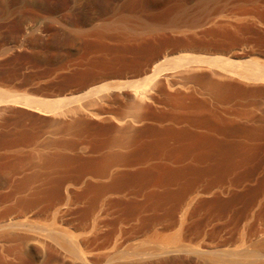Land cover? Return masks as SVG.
Segmentation results:
<instances>
[{"label":"bare ground","instance_id":"1","mask_svg":"<svg viewBox=\"0 0 264 264\" xmlns=\"http://www.w3.org/2000/svg\"><path fill=\"white\" fill-rule=\"evenodd\" d=\"M118 1L119 0H89L88 2L91 4L90 8L93 9V13H97L96 18H99V20L97 19V21L92 23L87 29H85L86 26L84 29L80 27L82 30L75 29L74 32L71 33L72 35L70 34L72 36L70 40H67L70 35H68L67 38L64 37L66 40L62 38L63 36L61 37L57 31L58 28L57 30L51 28L48 33L45 32L47 33V37L51 39V43L49 42V44L54 54L70 52L71 55V52L79 50L87 55L86 61L77 66L69 76L63 74L70 71L63 73L57 71L58 68H55V70L50 69L51 73L47 74V78L51 77L48 79L52 81L64 77L65 79L76 81L77 83L74 84V82L73 84L78 89H88L87 91L85 89L86 92H84L87 96H90L89 98L85 96L90 100L92 96L98 98L96 95L100 97V93L103 92L105 95V92L109 90L111 84L107 87L105 81L106 86L103 85L104 83H102V86L100 84V88L98 85V88L94 85L98 81L101 82L100 80L103 81L104 78L112 76L116 78L121 77V75L128 76V74L144 75L145 78H141L142 76L140 78L144 79L147 85L153 86L152 90L157 88L162 90L161 92L165 91L169 94L167 98L170 103L165 100L166 98H163L165 101L162 102H168L171 109L169 108V110L159 112L158 110H160V107L158 110L156 108L158 104L154 105L152 102V99H154V93L152 94L151 90L152 87H145L141 83L140 86H143V88L141 89L136 85V87L140 89L135 88L132 100L129 101L131 103L127 104L126 102V104H124L123 102L124 105H130L129 108L132 109L131 111L129 109L126 114L128 115L129 112L131 113L133 111L134 113L132 112V114L137 116L134 120L126 119L128 118L126 116H124L126 117L125 119L123 117L119 118L120 114L117 117L113 114H105V112L108 113V111H104V113L101 112L103 111L101 109L107 104L104 103L105 101L103 104L100 102L103 100L99 101V99L95 100L99 101L96 102V104L98 103L99 105V103H101L103 105L102 108H98L100 111L91 109L94 107L95 103L92 104V107L89 103V109L91 110L87 109V107L85 109L84 106L83 108L82 105H86L84 101H88L86 98H84L85 100L83 99L82 105H80L79 102L77 103L79 105L76 107L73 106L74 109H70L71 106L68 109V105L72 104L68 102L69 104L67 107L63 106V111L62 104L66 100V97L63 98L65 100L61 99L63 100L62 102H60L59 98L56 101L54 99L49 100V98H47L48 100H40L41 97H37L39 99L37 100L29 96L32 95L31 93L28 95L25 94L28 90H24L26 92L22 93V91L16 92L13 90L14 87L12 86V90L11 88L8 89L7 87L9 84L7 87L3 86L6 83L13 85V82H15L18 77L20 81V77H24L25 75L26 78L28 77V81L24 78L27 84H32L33 82L41 80V75H37L39 70L34 72L30 69L31 66L27 67L25 66L26 64H23V68L20 66L22 69L21 71L18 69V71L12 70L13 68L11 70H8L9 68L6 69L12 62V57H14L12 55L17 53L18 50L21 51L17 46L14 47L13 51H11L13 53L8 56L4 55L5 57L2 56V59H0V154L5 150L7 157L11 156L12 158L13 156L18 159H15L17 162L20 160L25 163L26 166H22L23 163L21 164V162H19L21 168L17 170L16 165L19 167V163L15 162V165L13 162L15 160L12 159V164H14L12 167L15 168L17 172L19 171L15 173L19 174V179L16 180V177H7L8 179L5 181V176L0 178H3L5 181L3 184L13 192V196L10 197L12 199L8 198L10 201L12 200L10 203L11 208L9 207L11 210L7 211L11 212L12 210H17L20 214L21 212L25 213V211L28 212L35 208L42 207L44 211L49 214L44 217L50 216L49 219H55L56 221L58 219L63 220L66 219V216L64 212L58 213V208L62 203L64 204L70 201L73 197L76 198L75 203L79 202L76 201L77 199L83 200V205L80 208V205H78V208L76 207L77 212L75 211V213H78L77 217L79 224L81 223L80 225H83L84 228L98 218L99 212L105 213L103 211H108V209L110 211L113 210L117 214L118 220L124 219L125 217L133 219V221L137 220L140 230L142 229L149 232L151 235L149 237L155 239L153 242H158L155 244V247H153L156 252L153 250L155 253L154 255L151 253L150 256L153 258L160 257L161 260L160 258L158 259L160 262H163L162 264H264V229L262 228L263 232L260 229L258 232L256 226V220L264 217V185L253 188V184L258 180L260 173L252 169L250 160V156L252 155H250L251 152H249L251 148H246L251 138L255 140V133H250L248 131L250 130L249 128L253 127L249 123L232 122L227 118L225 114L229 113L231 110L226 111L227 113L225 114L222 112V108L229 103H235L240 106L248 104L252 107L258 106L257 104H259L261 100H264V59H260V57L257 58L260 52L256 54V57H254V55L253 58L247 59L249 57L248 55L247 58L245 57L246 54H244L245 52L243 50V52L234 51L235 48H240L241 50L242 46L248 43L247 41H250L251 38L257 37L256 40L259 38L263 41L264 0H201L197 8L194 9L195 6H191L193 10H190V8L189 11L185 10L184 12L182 8L183 10L181 15L179 14L180 16L177 14L178 17L176 16V18L171 20L167 19L169 21L166 23L163 21L164 25H162V22L161 24L160 22L159 24H152L150 18L149 20L147 18L150 24L149 22L145 23L146 21L144 22V20H141L144 17L141 15V19L136 16V18L131 17L132 14L130 16L123 15L112 18L110 13L113 11L112 9ZM11 6L8 7L7 5V10L5 12L7 15L13 12ZM14 10H16V8ZM231 12L234 15L227 14ZM235 14L242 15L243 17H237ZM112 15L115 14L112 12ZM90 16H92V14ZM47 24L48 23H46V25ZM46 27L49 28L48 25ZM51 27H53V25H51ZM29 30L33 29L29 28ZM28 31L27 33H29ZM27 33L24 31L21 36ZM41 37H38V39ZM36 38L35 36V39ZM43 39L45 40V38ZM26 48L29 49V47ZM179 48H185L183 51H185L186 48H202V50L207 49L211 52L213 51L214 55L215 52L218 54L216 56H211L210 53L207 54V56L209 55L208 57H200L203 53L199 51V56L194 55L195 52L197 53L198 51L196 49L192 57H189L190 53L189 56H183V51L179 53L180 55L175 52V56H172L171 53ZM188 49L187 52H190ZM232 49L234 52L231 51ZM193 50L191 49V51ZM251 50L254 51L253 49ZM24 51L22 52L24 53ZM187 52L185 51L184 55L188 54ZM206 53L207 52L204 54ZM253 53L255 54V52ZM176 54L178 56H176ZM19 56H21V54H18V57ZM64 56L66 57L68 55ZM81 56L82 54L80 57ZM52 57L54 58V56ZM231 57H234V59ZM21 62L22 60H20V63ZM34 62L38 63L36 60L30 63ZM49 65L51 66V64ZM37 66L41 65L39 64ZM34 67L36 68L35 64ZM170 69L173 70L170 71ZM169 71L172 73L174 71L175 73L172 74ZM47 72L49 73V71ZM43 76H45V74ZM136 77L134 75L133 78ZM172 77H178L180 80L184 79L185 83L190 82L191 84L195 83L199 85V89L201 90H199L198 87V90H196L200 93L189 91L186 87L184 88L181 85L176 86L175 84L179 83L178 81L173 85L171 83ZM137 78H139V76ZM137 80L136 82L138 84L139 80ZM122 81H120L121 83L119 85L124 84ZM126 81L127 79H125V83ZM174 81L175 79L173 82ZM110 82L112 81L108 83ZM136 82L133 83L136 84ZM113 83L114 81L112 85ZM133 83L131 82V84ZM188 83L186 84L188 85ZM115 84L113 87L116 86ZM128 84L129 83L123 85L124 89H126L125 85L127 87ZM135 84L133 85L135 86ZM22 85L23 83L21 82V86ZM72 85L68 87L71 86L72 88ZM92 85L96 88H94V86L90 88ZM188 87L191 88V86ZM16 88L17 87L14 89ZM33 88L31 87V89ZM117 88L122 89L123 87L120 88V86L117 85V87L113 89L117 90ZM19 89L21 90V88ZM23 89L24 88H22V90ZM72 92H74V89ZM79 92H81V94L78 93L77 96L84 95L83 91ZM119 93H121V91H119L118 94ZM167 93H165V95ZM110 94H106V96L108 97ZM118 94L115 95V98L121 100L122 96L120 97ZM104 95L100 99L105 98L106 96ZM125 96L126 95H124V97ZM158 97L156 99H158ZM75 98H73V100H76ZM108 98L111 99V96ZM70 99L71 98L68 97L67 101H70ZM79 99L74 102H77ZM160 99L163 100L162 98ZM81 100L82 99H80V101ZM90 102L92 101L90 100ZM117 104H120V102ZM112 106L114 107V104H112ZM65 108H67L68 111H66L67 109ZM126 109H128V106ZM179 109L180 111L186 110L185 113H192L194 116L196 115V117L192 119V121L181 118ZM104 110L108 109L106 108ZM114 110L112 112L109 111V113H115ZM251 110L254 111L252 108ZM160 111H163V109ZM33 112H37L38 114H33ZM245 112L247 114V111ZM123 114L125 115V113ZM27 115L30 116V119L32 117V120L24 119ZM129 117H131V115ZM205 126L210 128V133L205 132L206 134H204L200 132L201 135L195 134L197 128H204ZM190 130L192 132H190ZM49 132L51 133L50 136H48ZM193 132L195 133L193 134ZM46 134L48 137H46ZM258 138L260 137L258 136ZM85 144L87 146L83 147H88V144H93L92 146L95 150L91 149L88 152L87 150L86 152L83 150V152L80 151L82 145ZM25 148L27 150H24ZM3 155L5 156L4 153ZM4 156L2 159H5ZM6 163L10 164L9 161H6ZM2 164H4V162H2ZM4 188L2 186V189ZM143 190L148 192V195L142 202H137L139 201L136 200L137 198H132L131 200L125 198L124 201L122 199L124 198L122 196H127L132 193V195H135L134 192L137 194L138 191L142 192ZM248 190H250V192H248ZM240 191H244L243 193L246 192V194L240 196ZM142 194H138V196L141 198ZM7 197H9V195ZM119 197H122V201L118 200L120 199ZM1 198H3V196ZM3 202L5 203V201ZM70 203L72 202L70 201ZM63 207L64 206L61 208ZM69 207L71 208V206ZM13 212L14 211H12L11 214H13ZM72 212L74 213L73 210ZM15 213L17 212L15 211ZM34 213L41 214V212ZM102 213H100V215ZM19 214L18 216H22V214ZM44 214L45 213H43V215ZM8 216H10V214ZM225 216L233 219L235 223L234 227L236 228L235 231L238 234L239 240L242 242L248 241V244L246 243L247 246L244 244L242 246L243 249H234L229 252H226L225 247V249H223L225 252L220 253L219 251H222L220 248L216 250L218 248H216V246H218L216 244L219 242L214 245L211 243L213 241L207 242L208 240L204 239L205 242L200 243L201 240L199 239V241L193 242L195 243L194 247L188 248L186 241H188L190 237H193L192 235H194V237L199 235L214 238L218 237L219 234L217 235V233L220 232L221 234V230H224L223 225H225L224 223H222L223 225L219 224V221L223 220ZM31 217L33 218V215H31ZM29 219L30 218L27 216V220ZM34 219L35 218H33V220ZM45 219H43L42 216V221H37L45 222L43 221ZM20 220L21 219L17 221L19 222ZM6 221L0 223V264H12V262L14 264V261L10 262V260H12V258L10 259L11 256L7 257L9 255L6 256V253L4 254V247L7 245V242L14 241L17 244L19 243V246L24 245L26 248L34 249V251L37 250L40 254L42 253V255H44L47 253L46 249L48 247L46 246V248L43 243L47 239L54 237L55 240L60 243L59 245L65 248V250L63 249L61 251L67 250V253H69V255L72 254L74 259L76 257V260L73 261H77V264H143V262L141 263V259L144 260V257L141 258L142 253L139 254L140 256L138 255L141 259L132 256L139 252L138 250L139 246L141 248V243L143 242L144 244V241L141 242V240L140 244H136L137 246L139 245L137 247L138 250H136V245L131 247L135 251V253L131 252L132 255L126 254L127 252H125L122 247L120 249L125 253L122 251L120 253V249H118L116 253L113 251V248H111L112 252L110 253L106 251V253L104 252L105 254L99 256L97 253H94L97 255L93 256L92 250L91 254L89 250L90 255L84 250L83 245L85 246L89 239L88 235L84 237V233H80L83 236L81 237L79 233L75 235L76 233H73L72 230L69 232L70 230L66 231L68 230L66 229L63 230L65 231L63 232L61 229V233V231L56 229L60 232L62 237L55 235L54 237L51 236L47 238L46 236L52 233V231L55 232V229L53 228L52 230L51 226L56 222L53 223L49 220L48 222L50 224H48L51 226H47L48 224L45 225L43 223L42 226L39 222L37 226L35 221L34 223L33 221L32 223L28 222L30 226L32 224V226H34L35 224L37 228H44L47 226L48 230L45 227V232L51 231L47 233L46 236L44 235L47 239L43 242V234L41 233L40 236V233H38L40 230L35 232L37 229H32V227H30L32 230H28L30 228L27 227H25L27 228L26 230H21V228H24L23 226L26 224V221L24 225L22 222H19L20 225L17 226L21 227V223L23 225L21 228L17 227L20 230H12L13 224L17 221L10 223V218ZM18 222L17 224H19ZM77 224L76 226H78ZM257 225L260 224L257 222ZM14 226L16 225L14 224ZM82 227L80 228L79 226L78 231L81 230ZM89 227L90 226L86 227V229ZM90 228L89 231H92ZM86 229L83 230L86 231ZM111 236L112 234L109 237ZM95 237L98 236L95 235ZM234 237H236V235ZM146 238L151 241V238L147 236ZM146 238L145 240H147ZM197 238L198 237H196V239ZM105 239L107 240L108 238H104V240ZM142 239H144L143 236ZM210 240H212V238ZM213 240L215 241V239ZM125 242L127 243V241ZM153 242H151L152 246ZM150 244L147 243L144 245L145 247H150ZM10 246L11 245H9V247ZM13 246L16 245L14 244L12 247ZM22 246L20 247L25 248ZM88 247L87 245L86 248L88 249ZM126 247L127 246H125L124 249H126ZM145 247L143 248L147 249ZM143 248L140 250L144 253L145 250ZM130 249L129 251H131ZM10 250L12 251L13 249ZM15 250L14 252H17ZM23 250L24 249H22V251ZM114 250H117V248ZM147 250H151L152 252V247ZM22 251L19 250V252L25 253V251ZM100 251L103 253L102 250ZM5 252H7V249ZM14 252L13 254H15ZM147 252L145 253L146 255ZM50 253H52V251ZM149 253L150 252H148L147 257ZM16 254L22 256H17L18 258H23L24 256L19 253ZM63 255L64 254H62V256ZM146 255H144L145 259ZM35 258L37 257H34V260ZM26 259H28L27 255ZM30 259L33 258L31 257ZM17 260L19 261V259ZM68 261H70V259ZM15 262L17 263V261ZM26 262L25 264H27ZM157 262H154V264H158ZM23 263L21 262V264ZM148 264H153V259Z\"/></svg>","mask_w":264,"mask_h":264},{"label":"rangeland","instance_id":"2","mask_svg":"<svg viewBox=\"0 0 264 264\" xmlns=\"http://www.w3.org/2000/svg\"><path fill=\"white\" fill-rule=\"evenodd\" d=\"M89 0H0V59H2V56H8V55H10L11 53H13V52H11V51H13V49H14V47H18L19 49H21V51L20 50H18V48H17V53H15V54H13L12 56H14V57H12V62H11V64L9 65V66H7L6 67V69H8V70H11L12 68V70H19V71H21L22 69H21V67L23 68V64L25 65V66H27V67H29V66H31L30 67V69L31 70H33L34 72H37V70H39L36 74L37 75H41V80L40 81H38V82H33L32 84L31 83H28L27 84V82L26 81H28V77L26 78V75L24 76V77H20V81H19V77L17 78V80L15 81V82H13V85L12 84H10V83H6V84H4L3 86L4 87H7L8 86V84H9V86L7 87L8 89L9 88H11V90H12V87H17L16 89L18 90H16V89H14L13 88V90H15L16 92H21L22 91V93H25L27 90V92L25 93V94H32V95H29V96H31V97H33V98H35V99H37V100H39L38 98H40L41 97V99L40 100H48L47 98H49V100H52V99H54V100H56L57 101V99L59 98L60 99V102H62L63 100H65L64 102H63V104H62V110L64 111V107H67V105L69 104V103H72V104H69L68 105V109L70 108V106H71V108L70 109H74V107L73 106H77V105H79V104H77V103H79L80 102V105H82L83 104V99L84 98H86V99H88L90 96H87L86 95V91L88 90V89H86V88H77L76 86H74V84H76L77 82L76 81H72V80H70V79H65L64 77L63 78H59V79H56V80H52V81H50L51 79H48V78H51V77H48L47 78V74H50L51 73V71H50V69L51 70H55V68H58L57 69V71H59V72H63V73H65V72H67V71H70V72H67V73H65V74H63V75H67V76H69L70 74H72L73 73V70L77 67V66H79V65H81V64H83L85 61H86V57H87V55L86 54H84L83 52H80L79 50V52L76 50V51H74V52H71L72 54L70 55V52H60V53H58V54H54L52 51H51V46H50V44H49V42L51 43V39L49 38V37H47V33H48V31L52 28L53 30H57V28H58V32H59V34H60V36L62 37V38H67V36L68 35H70L72 32H74V30L76 29H84V27L86 26V28L85 29H87L88 27H90L91 25H92V23H95L96 21H97V19L99 20V18H96L97 16H96V14L97 13H93V9L92 8H90V5L91 4H89V2H88ZM198 1V2H197ZM201 0H119L116 4H115V6H114V8L112 9L113 11V14H115V15H112V12L110 13L111 15V17L112 18H115V17H118V16H130L131 14L132 15H134V16H132L131 15V17H140V15L143 17H140L139 19H141V20H144V22L145 23H148L149 21H147V18H148V20H149V18L151 19L150 20V22H152V24L154 23H158L159 24V22H160V24H161V22H162V25H164V23H166V22H168L169 20H171V19H174V18H176V16H177V14H178V16H180L181 15V13H182V10H183V12L186 10V11H189V9L190 10H193V8L192 7H194V9L195 8H197V6H198V4H199V2H200ZM87 6H86V5ZM7 5H8V7L9 6H11L12 7V9H13V12H12V14H10V15H7L5 12H6V10H7ZM89 5V6H88ZM192 6V7H191ZM85 7V8H84ZM87 7V8H86ZM90 8V10H89V8ZM16 8V10H14ZM183 8V9H182ZM185 8H188V9H185ZM86 10V11H85ZM88 11V12H87ZM120 11V12H119ZM123 11V12H122ZM92 14V16H90L91 14ZM116 12V13H115ZM122 12V13H121ZM177 12V13H176ZM89 13V14H88ZM175 14V15H174ZM180 14V15H179ZM228 15H234V14H232V12L231 13H227ZM7 15V16H6ZM88 15H89V17H88ZM93 15H95V16H93ZM170 15H171V17H170ZM175 17H174V16ZM237 14H235V16H236ZM114 16V17H113ZM177 16V17H178ZM93 17V18H92ZM135 17V18H136ZM237 17H243L242 15H237ZM154 18V19H153ZM156 18V19H155ZM96 19V20H95ZM165 19V20H164ZM167 19H169V20H167ZM85 20H86V23H85ZM94 20V21H93ZM140 20V21H141ZM58 21V22H57ZM157 21V22H156ZM163 21H164V23H163ZM42 22V23H41ZM60 22V23H59ZM150 22H149V24H150ZM46 23H48L47 25L49 26V28L48 27H46L47 25H46ZM50 23H51V25H53V27H51V25H50ZM83 23V24H82ZM89 24V26H88V24ZM39 24V25H38ZM62 24V25H61ZM43 25V26H42ZM65 25V26H64ZM73 25V26H72ZM83 25V26H82ZM26 27V28H25ZM28 27V28H27ZM74 27V28H73ZM76 27H78V28H76ZM81 27V28H80ZM29 28L30 29H33V30H29ZM41 28H42V30H41ZM29 31H28V30ZM44 29V30H43ZM72 29V30H71ZM81 29V30H82ZM46 30V31H45ZM24 31H26V33H27V31L29 32V33H27L26 35H22L21 36V34H23L24 33ZM39 32V33H38ZM45 32H47V33H45ZM34 33V34H33ZM36 34V35H35ZM45 34V35H44ZM33 35V36H32ZM40 35V36H39ZM44 37H43V36ZM72 35V34H71ZM68 36V39L67 40H70L71 39V37L72 36ZM30 36V37H29ZM35 36L37 37L36 39H37V41H36V39H35ZM45 38V40L42 38ZM46 36V37H45ZM23 37V38H22ZM38 37H41V38H39V39H41V40H39L38 39ZM47 38V39H46ZM64 38V39H65ZM256 38L257 37H254L253 39L251 38L250 39V41H252V42H250L249 40L247 41L248 43H246L247 44V46H246V44L245 45H243L242 46V48H241V50H240V48H235V50L234 51H239V52H245L244 54H246V58H247V55H248V57L249 58H247V59H250L251 57L253 58V56L254 57H256V54H258L259 52V56H257V58L258 57H260V59H264V38H263V41H262V39H257L256 40ZM29 39V40H28ZM49 39V40H48ZM26 40H28V41H26ZM44 40V41H43ZM66 40V39H65ZM257 41H259V42H257ZM261 41H262V43H261ZM26 42V43H25ZM249 42H250V44H249ZM40 43V44H39ZM46 43V44H45ZM16 44V45H15ZM48 44V45H47ZM15 45V46H14ZM24 45V46H23ZM46 46H48V47H46ZM13 47V48H12ZM23 47H29V49L28 48H23ZM49 48V49H48ZM245 48V49H244ZM247 48V49H246ZM253 49L254 51H252L251 49ZM10 49H12V50H10ZM24 49H25V51H24ZM185 48H179V49H177V50H175V51H173L172 53H171V55L172 56H175V52H177V54L178 55H180L179 53H181L183 50H184ZM187 49L188 48H186V52H187ZM191 49L193 50V49H195V50H193V51H191ZM196 49L198 50L197 51V53L195 52L196 51ZM238 49V50H237ZM204 50V51H203ZM202 50V48H189L188 49V51H190V52H187L188 54H185L184 55V52L185 51H183V56H189V53H190V56L189 57H192L193 56V53L195 52V54L194 55H200V52L201 53H203V54H201V56L200 57H206L207 56V54H210L211 56H216L218 53H216L215 52V55H214V52H213V54H212V52L210 51V50H205V49H203ZM243 50V51H242ZM247 50V51H246ZM249 50V51H248ZM22 51H24V53L22 52ZM27 51V52H26ZM200 51V52H199ZM210 51V52H209ZM232 52H234L233 51V49L231 50ZM257 51V52H256ZM3 52V53H2ZM22 52V53H21ZM198 52H199V54H198ZM205 52H207L206 54H204ZM253 52H255V54L253 53ZM8 53V54H7ZM62 53H63V55H62ZM65 53V54H64ZM67 53V54H66ZM80 53V54H79ZM248 53V54H247ZM249 53H250V56H249ZM18 54L20 55L21 54V56H19L18 57ZM82 54V56L80 57V55ZM174 54V55H173ZM176 54V56H178ZM252 54V55H251ZM64 55H68V56H64ZM182 55V54H181ZM4 56V57H5ZM16 56V57H15ZM36 56V57H35ZM52 56H54V58L52 57ZM56 56V57H55ZM68 60V62H67V60L64 58V57ZM209 56V55H208ZM207 56V57H208ZM225 56H227V55H225ZM52 57V58H51ZM262 57V58H261ZM15 58H17V59H15ZM56 58V59H55ZM59 58V59H58ZM64 60H63V59ZM231 58H233L234 59V57H231ZM14 59V60H13ZM72 59V60H71ZM164 59H166V58H164ZM243 59H245V58H243ZM20 60H22V62L20 63ZM29 60H32V61H29ZM34 60H36V62H38V63H30V62H33ZM54 60V61H53ZM59 60V61H58ZM62 60V61H61ZM76 60H78V61H76ZM19 61V62H18ZM55 62V63H53V62ZM64 61V62H63ZM80 61V62H79ZM49 62V63H48ZM52 62V63H51ZM58 62H60V63H58ZM61 62H63V63H61ZM73 62V63H72ZM75 62V63H74ZM19 65H18V64ZM29 63V64H28ZM46 63V64H45ZM67 63V64H66ZM80 63V64H79ZM22 64V65H21ZM34 64H35V66H36V68L34 67ZM41 65V66H37V65ZM49 64H51V66H52V68H51V66L49 65ZM56 65V66H54V65ZM74 65V68H73V65ZM78 64V65H77ZM17 65V66H16ZM43 65V66H42ZM72 65V66H71ZM21 66V67H20ZM25 66H24V68H25ZM54 66V67H53ZM58 66V67H57ZM63 66H65V67H63ZM38 67V68H37ZM46 67V68H45ZM49 68V69H48ZM59 68H62V69H59ZM46 69V70H45ZM17 70V71H18ZM45 72H44V71ZM173 70V69H172ZM171 69H170V71H172ZM47 71H49V73L47 72ZM169 71V72H170ZM42 72H44V73H42ZM47 72V73H46ZM53 72V71H52ZM42 73V74H41ZM170 73H172V72H170ZM175 72L173 71V73L172 74H174ZM45 74V76H43ZM130 75H131V78H130ZM133 74H128V76H122L121 75V77H116L115 78V76H112V77H108V78H104V80L102 81V80H100L101 82H97V83H95L94 85L98 88V86H99V88H100V84H101V86H102V83H104L103 85H105V82L107 83L106 85H107V87H108V85L110 86V84H111V86H112V88H111V86H110V88H109V90H107L105 93L108 95V94H110L109 96H111V99H109L107 96H106V94L104 95L103 94V92L102 93H100L99 95H100V97L98 96V95H96L98 98H96L95 96H92V97H94V98H90V100L93 102H90V100L88 99V101L87 100H85L84 102H85V104L86 105H82V107L84 106L85 107V109H86V107H87V109H89V103H90V105H91V107L93 106L92 104H96V102H99L100 100H103V101H100V102H104L105 104H107V105H104V107H103V109H101V110H103V111H101V112H103L104 113V111H108V113H106L105 112V114H113L114 116H118L119 114V118H121V117H123L124 119L126 118V117H128V118H126V119H130V120H134V119H136L137 118V116H134L133 114H132V112L130 113L129 112V114L131 115V117H129L130 115L128 114H126V113H128V111H129V106L130 105H124V104H126V102H127V104H130L131 102H129V101H131L132 100V97H133V93H134V90H135V88H137V87H140L141 89L143 88V86H147V87H152L151 88V90L153 89V86H151V85H147L146 83H145V81H144V79H141V78H145V76L144 75H137V74H134L135 75V77L137 76H139V78H137L139 81H140V79H141V81L139 82L136 78H133L134 77V75L132 76ZM28 76V75H27ZM49 76V75H48ZM142 76V77H141ZM45 77V78H44ZM127 77V78H126ZM141 77V78H140ZM24 78H26L27 80L25 81V79ZM122 78V79H121ZM123 78H125V79H127V81L128 80H130V81H126V83H125V79H123ZM173 79H171V83L174 85L177 81L179 82V83H176L175 85L176 86H183L184 88L186 87V89H188L189 91H194V92H197V93H200V92H198L197 90L200 88L199 87V85H196L195 83H193V84H191L190 82V84L188 83V82H186V83H188V85L184 82V79H179L178 77H176V78H174V77H172ZM22 79H23V81H22ZM107 79V80H106ZM110 79V80H109ZM133 79V80H132ZM138 81V84H137V82H136V80ZM175 79V81L173 82V80ZM66 80V81H65ZM117 80H119V81H117ZM123 80V81H122ZM132 80V81H131ZM45 81H46V83H45ZM48 81V82H47ZM57 81V82H56ZM68 81V82H67ZM70 81V82H69ZM72 81V82H71ZM105 81V82H104ZM109 81H114V83H113V85H112V82H110V83H108ZM117 81V82H116ZM120 81H122V83H124V84H127V83H129L128 85H127V87H126V85H125V88L126 89H124V84L122 85H119L121 82ZM143 81H144V83H143ZM17 82V83H16ZM21 82L23 83V87L21 86ZM63 83V84H61V83ZM68 83V85H67V83ZM75 82V83H74ZM131 82L133 83V82H136V84L135 83H133V84H135V86L133 85V84H131ZM17 85H20V86H17ZM50 83V84H49ZM55 83H56V85H55ZM70 83V84H69ZM74 83V84H73ZM115 83H117V84H115ZM142 83V87L140 86V84ZM183 83V84H182ZM25 84V85H24ZM37 84V85H36ZM49 84V85H48ZM73 84V85H72ZM114 84L116 85L115 87H117V85L118 86H120V88H122V89H118L117 88V90H115V89H113V88H115V87H113L114 86ZM178 84V85H177ZM15 85V86H14ZM48 85V86H47ZM69 85H72V88H71V86L70 87H68ZM94 85H92V86H90V88L91 87H93ZM98 85V86H97ZM105 85V86H106ZM129 85H130V87H131V85H132V87H131V89H130V87H129ZM136 85H137V87H136ZM187 85V86H186ZM12 86V87H11ZM27 86V87H26ZM30 86V87H29ZM94 86V88H96ZM188 86H191V88H189ZM193 86V87H192ZM31 87L33 88V89H31ZM62 87V88H61ZM144 87V88H145ZM197 87H198V89H197ZM19 88H21V90L19 89ZM22 88H24L23 90H22ZM31 89V90H29V89ZM61 88V89H60ZM68 88H70V89H68ZM133 88V89H132ZM140 88H137V89H140ZM38 91H37V90ZM74 89V92H72V90ZM77 89H78V91H77ZM85 89H86V91H85ZM113 89V90H112ZM123 89H124V91H123ZM128 89H130V90H128ZM157 89V88H156ZM154 89V90H152V94L154 93V99H152V102L154 103V105H156V104H158V105H156V108H157V110H158V108L160 109V110H162L163 109V111H160V110H158L159 112H164V111H166V110H169V108L171 109V107H170V105H169V99L167 98L168 97V93L167 92H165V91H163V92H161L162 90H159V89ZM194 89V90H193ZM197 89V90H196ZM20 90V91H19ZM24 90H26V91H24ZM66 92H65V91ZM159 90V91H158ZM199 90H201V89H199ZM31 91V92H30ZM33 91V92H32ZM71 93H70V92ZM79 91H85L83 94L84 95H79V96H77L78 95V93L79 94H81V92H79ZM113 91V92H112ZM119 91H121V93H119L118 94V92ZM126 91V92H125ZM29 92V93H28ZM107 92H110V93H107ZM167 93L166 95H165V93ZM124 93V94H123ZM131 93V94H130ZM159 95V97H158V95ZM161 93V94H160ZM163 93V94H162ZM104 96H106L105 98H103V99H100V98H102L103 97V95ZM118 94V96H122L121 97V100H117V98H115V95H117ZM123 94V95H122ZM156 94V95H155ZM124 95H126L125 97H124ZM128 95V96H127ZM165 95V96H164ZM35 96V97H34ZM76 98H75V97ZM85 96H87V97H85ZM155 96H157L158 97V99H156L157 97H155ZM38 97V98H37ZM66 97V98H65ZM68 97H70L71 99H70V101H67V98ZM75 98L76 100L77 99H82L81 101H82V103H81V101H80V99L77 101V102H74V101H76V100H73V98ZM82 97V98H81ZM119 97V98H120ZM63 98H65V99H63ZM118 98V99H119ZM126 98H128V99H126ZM160 98H166L165 100H167L168 102H162V101H165L164 99L163 100H161ZM61 99H63V100H61ZM95 99H99V101H96ZM108 99L109 100V103H108V100L106 101V100ZM112 99H113V101H112ZM123 99V100H122ZM157 101H156V100ZM69 100V99H68ZM110 100H111V102H110ZM128 100V101H127ZM154 100V101H153ZM159 100V101H158ZM59 101V100H58ZM67 101V102H66ZM116 101V102H115ZM120 102V104H117V103H119ZM122 101V102H121ZM69 102V103H68ZM115 102V103H114ZM123 102H124V104H123ZM159 102V103H158ZM103 103V104H104ZM111 103V104H110ZM161 103V104H160ZM94 104V107L93 108H91V109H93V110H99L100 108H102V104L101 103H99V105H98V103L96 104V105H98V106H96ZM112 104H114V107L112 106ZM121 104H122V106H121ZM164 104V105H163ZM258 106H250V105H248V104H244V105H242V106H240V105H236L235 103H229V104H227L226 106H224L223 108H222V112L225 114V113H227L226 111H229V110H231L229 113H227V114H225L226 116H227V118H229L232 122L234 121V122H240V123H249L250 125H252L253 127L252 128H249L250 130H248L250 133H255V140L253 139V138H251L250 140H249V142H248V145H247V149H250L249 150V152H251L250 153V155H252V156H250V160H251V167H252V169H254V171H256V172H259L260 173V176L258 177V180L253 184V188L254 187H258V186H260V185H264V100H261V102H259V104H257ZM64 106V107H63ZM106 106V107H105ZM108 106V107H107ZM109 106H110V109H109ZM126 106V107H125ZM127 106H128V109H126L127 108ZM83 107V108H84ZM96 107V108H95ZM113 107V108H112ZM120 107V108H119ZM238 107H240V108H238ZM22 108V107H21ZM95 108V109H94ZM99 108V109H98ZM108 109V110H104V109ZM162 108V109H161ZM229 108V109H228ZM251 108L254 110V111H252L251 110ZM65 109H67V108H65ZM68 109L66 110V111H68ZM91 109H89V110H91ZM116 111H115V110ZM124 109V110H123ZM23 110H24V108H23ZM25 110H28V109H25ZM61 110V111H62ZM114 110V112L116 113V115H115V113H111L112 111ZM132 109H130V111H131ZM239 110V111H238ZM242 110V111H241ZM60 111V110H59ZM100 111V110H99ZM109 111H111L110 113H109ZM122 111H123V113H125V115L122 113ZM125 111H127V112H125ZM245 111H247V114H246V112ZM28 112V111H27ZM29 112H31V111H29ZM119 112V113H118ZM123 114H121V113ZM186 112V110H181L180 111V109H179V115H181L180 117L181 118H185V119H189L190 121H192V119H194L195 117H196V115L194 116V114H192V113H185ZM242 112V113H241ZM32 113V112H31ZM37 112H33V114H36ZM134 113V112H133ZM38 114V113H37ZM36 114V115H37ZM184 114H185V116H184ZM186 114H188V115H186ZM190 114H192V115H190ZM122 115V116H121ZM33 116H35V115H33ZM124 116H126V117H124ZM27 118H29V119H27ZM180 118V119H181ZM24 119H26V120H32V117H31V119H30V116L29 115H27ZM228 119V120H229ZM192 124V123H191ZM208 126H205L204 128L203 127H200V128H197V132L195 133V132H193V134L195 133L196 135H201V133H204V134H206L207 132H211V130H210V128H208ZM8 129V128H7ZM209 130V131H208ZM255 131V132H254ZM190 132H192L191 130H190ZM201 132V133H200ZM206 132V133H205ZM49 135L48 136H50L51 135V133L49 132L48 133ZM259 134V135H258ZM47 136V134H46V137H48ZM258 136L260 137V138H258ZM256 139H257V141H256ZM251 143V144H250ZM93 144H88V147L89 146H91V147H83V146H87L86 144L85 145H82V147L79 149L80 151H84V152H86V150H87V152L88 151H90L91 149L92 150H95V149H93L94 147L92 146ZM252 145V146H251ZM253 147V148H252ZM89 149V150H88ZM24 150H27L26 148L24 149ZM82 151V152H83ZM2 154H0V178L1 177H4L5 178V181H6V179H8L7 177H11V178H15L16 177V180H18L19 179V174H15V173H18L17 172V170H18V168H21L20 166H21V164L23 163V162H21L20 160L17 162L16 160H18L17 158H15V157H13L12 156V158H11V156H8V157H10V158H8L6 155H7V153H6V151L4 150V151H2L1 152ZM3 153L5 154V156L3 155ZM2 156V157H1ZM3 156H4V158L5 159H2L3 158ZM8 159V160H7ZM15 160V161H13V160ZM1 160H3V161H1ZM11 160V161H10ZM6 161L8 162H10V164L8 163H6ZM12 161L14 162V164L16 165V163H19V162H21V164L19 163L18 164V166L19 167H17V165H16V168H17V170H15V168H13L12 166L14 165V164H12ZM255 161V162H254ZM2 162H4V164H2ZM16 162V163H15ZM6 164V165H5ZM254 164H255V167H254ZM11 165V166H10ZM22 166H26V164L25 163H23V165ZM10 167V168H9ZM15 167V166H14ZM12 168H13V170H14V172H13V170H12ZM23 168V167H22ZM13 173V174H12ZM13 175V176H12ZM17 176H18V178H17ZM10 178V179H11ZM263 182H262V181ZM0 181H2V182H0V185H1V183H2V185H1V187H0V193L2 194H0L1 196H0V217H1V219H2V221H1V219H0V223L2 222L3 223V221H6V220H8V218H10V223H13L14 221L16 222L17 220H19V219H21V220H23V221H19V222H22L23 223V225H22V223H21V227L23 226L24 228H21L20 226H17V225H20V223L19 224H17V222L16 223H14L16 226H14V224H13V226H12V230H14V229H17V230H20V229H18L17 227H20L21 228V230H26L27 228H30V227H32V229L34 228V229H37V231H35V230H33V231H35V232H38L39 230V232L38 233H40L39 235L41 236V233L43 234L42 235V241L44 242L47 238H49V237H51V236H55V235H57V236H61V234H60V232L59 231H61V229H62V231L63 230H66V229H68V230H66V231H69V232H71V230H72V232L73 233H76L75 235H78L77 233H84V237H86L87 235L89 236L87 239V244L84 246L83 245V247H84V250H85V252L87 253L88 252V254H89V250L91 251H93V256H95V255H97L98 254V256L99 255H103V254H105L106 253V251H107V253H110V252H112L111 251V248H113V251H118V249H120V248H122L123 247V250H125V252H127L126 254H128V255H130L131 254V252L132 253H135V251H134V249L133 248H131V247H134L136 244H140L142 241H144V244H150L151 242H153L155 239H153L152 237H149V236H151L150 234H149V232H147V231H145V230H140V227L138 226L139 225V222L137 221V220H134L133 221V219H129V218H124V219H121V220H118L119 218H118V216H117V214L113 211V210H109L108 209V211L106 210H104L103 212H105V213H102V212H99V214H98V218L93 222H91L90 224H88V225H86V227H88V226H90L89 228H90V230H92V231H89V228L88 229H86V227L84 228V226L83 225H80L79 224V220H78V217H77V215H78V213H75V211L77 210V208H78V205H80L79 206V208L83 205V200L82 199H77L76 201H79V202H76L75 203V199L76 198H71V202L72 203H70V201H68V202H66V203H62L60 206L62 207V206H64L63 208H61L60 206H59V208H58V213H61V212H64V214H65V218L66 219H58L57 221L55 220V219H49L50 218V216L49 217H44V216H48L49 214H47L46 213V211H44V209L42 208V207H38V208H35V209H33L32 211H28V212H31V213H28L27 211H25V213H23V212H21L20 214H19V211H17V210H12V211H14L13 212V214H11L12 213V211L11 212H8L9 210H11V209H9V207L11 208V205H10V203H11V201L8 199V198H10V197H12L13 195V192L10 190V188H8L7 186H5L3 183L5 182L4 180H3V178L2 179H0ZM260 181H261V183H260ZM259 182V183H258ZM255 185H257V186H255ZM2 186H3V188H4V186H5V188L4 189H2ZM10 190V191H9ZM146 190H150V189H146ZM136 191V190H135ZM144 191V192H143ZM142 192L141 191H138L137 192V194H136V192H134L135 193V195H132V194H128L127 196H122V197H124V198H122L123 199V201H124V199L125 198H127L128 200H131L132 198L133 199H136V200H139V201H137V202H142V200L148 195V192H146L145 190H143ZM153 191H156V190H153ZM4 193V195H3V193ZM244 191H240V193H239V195L240 196H242V194L243 195H245L246 194V192L245 193H243ZM248 192H250V190H248ZM143 193V194H142ZM6 194H7V196L9 195V197H7L6 196ZM138 194H142V196H141V198H140V196H138ZM145 195V196H144ZM3 196V198H4V200H3V198H1ZM6 197H7V200L9 201V203H8V201L6 200ZM120 198V197H119ZM121 198L120 199H118L119 201H122L121 200ZM10 199H12V198H10ZM81 200V201H80ZM135 200V201H136ZM141 200V201H140ZM3 201H5V203L3 202ZM70 203V204H69ZM75 203V204H74ZM10 206H9V205ZM75 205V207H74V205ZM7 205H8V207H7ZM71 206V208L69 207V206ZM124 205V204H123ZM67 206V207H66ZM72 206H73V208H72ZM66 207V208H65ZM77 207V208H76ZM7 208V209H6ZM69 208V209H68ZM76 208V209H75ZM40 209H41V211H40ZM65 211H64V210ZM67 209V210H66ZM5 210V211H4ZM8 210V211H7ZM61 210V211H60ZM63 210V211H62ZM72 210L74 211V213L72 212ZM79 210V209H78ZM15 211L17 212V213H15ZM69 211V212H68ZM112 211H113V213H112ZM10 214V216H8L9 214ZM34 212H41V214L40 213H34ZM66 212V213H65ZM77 212V211H76ZM2 213H4V214H2ZM34 213V214H33ZM43 213H45L44 215H43ZM68 213V214H67ZM100 213H102L101 215H100ZM6 214H7V216H6ZM18 214L19 215H21L22 214V216H18ZM26 216H25V215ZM30 214V215H29ZM39 214V215H38ZM47 214V215H46ZM52 214V213H51ZM72 214H74V215H72ZM15 215H16V217L18 218H16L15 217ZM26 217V220H25V217ZM31 215H33V218H35L34 220H33V218L31 217ZM37 215V216H36ZM68 215V216H67ZM100 215V216H99ZM27 216H28V218H30L29 220H27ZM36 216V217H35ZM41 216V217H40ZM42 216H43V219H45V220H43V221H45V222H47V223H45V222H39V221H42L41 219H42ZM104 216V217H103ZM12 217H14V218H12ZM113 217H115V218H113ZM7 218V219H6ZM16 218V219H15ZM105 218V219H104ZM123 218V217H122ZM263 218V219H262ZM262 218H260V219H258V220H256V226H257V230H258V232H259V229L262 231L263 229H264V217H262ZM6 219V220H5ZM13 221H12V220ZM51 220L53 223L54 222H56V223H54V224H52V222H51V224H52V226L51 225H49L50 223L48 222L49 220ZM99 219V220H98ZM37 220H39V221H37ZM48 220V221H47ZM55 220V221H54ZM75 220V221H74ZM77 220H78V222H77ZM102 220V221H101ZM105 220V221H104ZM117 220H118V222H117ZM260 220V221H259ZM26 221V222H25ZM32 221H33V223H34V221H35V223H36V225L38 226V222H39V224H48L47 226H51V228H52V230H53V228L55 229V232H53L52 231V233H50L51 231H47L48 230V228H47V226H45L46 228H47V232H45V227L43 228V227H41V228H37L36 226H35V224H34V226L36 227H34V226H30V222L32 223ZM73 221V222H72ZM99 221V222H98ZM101 221V222H100ZM119 221H120V223H119ZM124 221V222H123ZM128 221V222H127ZM131 221V222H130ZM7 222V221H6ZM5 222V223H6ZM9 222V221H8ZM25 222V223H24ZM29 222V223H28ZM78 224H77V223ZM122 222V223H121ZM257 222H258V224H260V225H257ZM260 222V223H259ZM103 223H104V225H103ZM222 223H224L225 225H223ZM43 224H42V226H43ZM76 224L78 225V226H76ZM94 224V225H93ZM132 224V225H131ZM219 224H222L223 226H224V230H221V234H220V232L219 233H217V235L219 234V238L218 237H209V236H204V235H199V236H195L194 237V235H192L193 237H190L189 239H188V241H186V244L188 245V248H192V247H194L195 246V243H193L194 241L195 242H197V241H199V239L201 240V242L200 243H202V242H205V240L204 239H207L208 241L207 242H211V241H213V242H211L212 244H214L215 245V243H217V242H219L218 244H216V245H218V246H216V250H219V248L222 250V251H219L220 253H223V252H225V250H226V252H229V251H232V250H241V249H243L242 248V246L245 244L246 246H247V242L248 241H244V242H242L241 240H239V237L237 236L238 234H237V232L235 231L236 230V228L234 227L235 226V223L233 222V219L232 218H230V217H227V216H225L224 217V219L223 220H221V221H219ZM101 225V226H100ZM29 226V227H28ZM41 226V225H40ZM79 226H80V228L82 227V229L81 230H79L78 231V229H79ZM94 228H93V227ZM134 226V227H133ZM262 226V227H261ZM7 227H9V226H7ZM14 227V228H13ZM25 227H27V228H25ZM59 227V228H58ZM78 227V228H77ZM100 227V228H99ZM258 227H260V228H258ZM10 228V227H9ZM135 228V229H134ZM263 228V229H262ZM31 228L30 229H28V230H32ZM44 229V230H43ZM56 229H58L59 231H57ZM86 229V231H84V230ZM100 229V230H99ZM42 230V231H41ZM50 230V229H49ZM76 231V232H74V231ZM106 230V231H105ZM136 230V231H135ZM57 231V232H56ZM62 231H61V233H62ZM81 231V232H80ZM129 231H130V233H129ZM140 231V232H142V233H138V232ZM260 231V232H261ZM264 231V230H263ZM262 231V232H263ZM59 232V233H58ZM63 232H65V231H63ZM88 232H90V233H88ZM95 232V233H94ZM112 232V233H111ZM261 232V233H262ZM47 233H50L48 236H46V234ZM54 233H56V234H54ZM91 233H93V234H91ZM97 233V234H96ZM112 234V236L111 237H109L111 234ZM123 233V234H122ZM59 234V235H58ZM82 234H80L81 235V237H83L82 236ZM101 234V235H100ZM125 234V235H124ZM234 234V235H233ZM47 237V238H45V236ZM63 235V234H62ZM92 235V236H91ZM95 235L96 236H98V237H95ZM103 235V236H102ZM109 235V236H108ZM115 235V236H114ZM124 235V236H123ZM216 235V236H217ZM236 235V237H234ZM108 236V237H107ZM142 236H143V238L144 239H142ZM146 236L148 237V238H151V241H149V239H147L146 238ZM203 236V237H202ZM222 236H223V238H222ZM230 236V237H229ZM62 237V236H61ZM113 237V238H112ZM121 237V238H120ZM128 237V238H127ZM196 237H198L197 239H196ZM207 237V238H206ZM237 237H238V239H237ZM93 238V239H92ZM104 238H108L107 240L105 239L104 240ZM127 238V239H126ZM145 238L148 240H145ZM203 240H202V239ZM212 238V240H210ZM219 240H218V239ZM44 239V240H43ZM54 239V240H53ZM110 239H111V241H110ZM113 239V240H112ZM124 239V240H123ZM131 239V240H130ZM192 239V240H191ZM196 239V240H195ZM213 239H215V241L213 240ZM221 239V240H220ZM225 241H224V240ZM233 239H235V240H237V241H235V240H233ZM48 240H49V242H48ZM52 240V241H51ZM114 240H116V241H114ZM120 240V241H119ZM140 240H141V242H140ZM51 241V242H50ZM107 241H109L110 242V244H109V242H107ZM123 241V242H122ZM125 241H127V243L125 242ZM221 241V242H220ZM224 241V245L222 244V242ZM46 242V243H45ZM44 243H43V245L47 248L46 249V251H47V253H46V251H45V253L46 254H44V255H42V253L40 254L37 250H35L34 251V249H29V248H26L24 245V247L25 248H21L20 246H22V245H18L16 242H12V241H10V242H7V245L4 247V249L6 250L7 249V252H5V250H4V254L7 256V255H9V256H7V257H10V259L12 258V260H10V262L11 261H14V264H21V262L23 263V264H25V262L28 260L29 261V263H28V261L26 262L27 264H77V261L75 262V261H73V260H76V257H75V259H74V256H72V254H70L69 255V253H67L68 251L66 250V251H61V250H65V248L63 247V246H61V245H59L60 243H58L56 240H55V237L54 238H49V239H47L46 241H45ZM120 242H121V244H120ZM125 242V243H124ZM146 242V243H145ZM227 242V243H226ZM236 242H238V243H236ZM9 243V244H8ZM91 243V244H90ZM112 243V244H111ZM158 242H153V246H152V243L149 245L150 247H148L147 245V247H145V245L143 244V242L141 243V248H140V246H139V250H138V246L136 245V250H138L139 252H137V254H131L133 257H136V258H140L139 256V254H141L142 253V255H141V258L142 257H144V260L143 259H141V260H139V261H141V263L143 262V264H148L150 261H152V259H153V264H154V262L156 263L159 259L158 258H160V257H157V258H155V261H154V258L152 257V256H150L151 255V253H153V255H154V253L156 252V250H154V248L153 247H155V244H157ZM191 243H193V244H191ZM199 243V242H198ZM199 243V244H200ZM221 243V244H220ZM225 243H226V246H225ZM233 243H235V244H233ZM247 243V244H246ZM16 245V246H13V247H15V248H13L12 247V245ZM53 246H52V245ZM116 246H115V245ZM120 244V245H119ZM125 244V245H124ZM130 244V245H129ZM198 244V245H199ZM237 244V245H236ZM240 244V245H239ZM5 245V244H4ZM9 245H11L10 247H9ZM87 245L90 247V249H89V247H88V249L86 248L87 247ZM90 245H92V246H90ZM122 245V246H121ZM193 245V246H192ZM22 246V247H23ZM40 246H42V245H40ZM101 246V247H100ZM121 246V247H120ZM125 246H127L126 247V249H124L125 248ZM196 246H197V243H196ZM235 248H234V247ZM20 250V251H22V249H24L23 251H25V253L23 254V253H21V252H19V250L17 249V248ZM39 247V246H38ZM55 247V248H54ZM63 247V248H62ZM95 247V248H94ZM97 247V248H96ZM99 247V248H98ZM143 247H145V248H147V249H150L151 247H152V252H151V250H147V249H144ZM224 247V248H223ZM225 247H226V249H225ZM228 247V248H227ZM230 247V248H229ZM239 247V248H238ZM241 247V248H240ZM13 249L12 251L10 250V249ZM54 248V249H53ZM117 248V250H114V249H116ZM131 250V251H129V249ZM144 249L145 250V252L143 253V252H141V250L140 249ZM231 248H233V249H231ZM16 249V250H15ZM25 249H28V250H25ZM52 249V250H51ZM105 249V250H104ZM107 249V250H106ZM108 249H110V250H108ZM223 249H225V250H223ZM229 249H231V250H229ZM11 252H10V251ZM14 250L15 251H17V252H14ZM29 250H30V252H29ZM50 250V251H49ZM100 250H102L103 251V253L100 251ZM123 250L122 249H120L119 250V252L121 253V251L123 252ZM128 250V251H127ZM155 252H154V251ZM228 250V251H227ZM52 251V253H50ZM92 251L90 252V254L92 253ZM109 251V252H108ZM150 252L149 253V256L152 258H150L149 256L147 257V255H148V252ZM9 252V253H8ZM13 252L16 254V253H19V254H22V255H24L25 256V258H24V256H23V258H18L17 256H19V257H22L21 255H18V254H16V256H15V254H13ZM26 252H28V253H26ZM38 252V253H37ZM54 252V253H53ZM58 252H60V253H58ZM102 254H101V253ZM105 252V253H104ZM125 252H123V253H125ZM128 252H130V253H128ZM147 252V255L145 254ZM11 253V254H10ZM94 253H97V254H94ZM117 253V252H116ZM215 253H216V251H215ZM214 253V254H215ZM218 253V252H217ZM38 254V255H37ZM40 254V255H39ZM62 254H64L66 257H68L69 259H70V261H68L69 259L68 258H66L64 255L62 256ZM89 254V255H90ZM219 254V253H218ZM26 255H27V258L28 259H26ZM139 255V256H138ZM144 255H146V259H145V256ZM13 256V257H12ZM15 256V257H14ZM40 256V257H39ZM33 258V259H30V258ZM34 257H37V258H35V260H34ZM13 258H14V260H13ZM149 258V259H148ZM17 259H19V261L17 260ZM63 259H64V261H63ZM68 259V260H67ZM135 259V258H134ZM151 259V260H150ZM157 259V260H156ZM26 260V261H25ZM67 262H69V263H67ZM135 260H137V259H135ZM150 260V261H149ZM160 260H161V258H160ZM160 260L157 262L158 264H162L163 262H160ZM15 261H17V263L15 262ZM73 261V262H72ZM160 262V263H159ZM12 264H13V262H12ZM79 264V263H78Z\"/></svg>","mask_w":264,"mask_h":264}]
</instances>
